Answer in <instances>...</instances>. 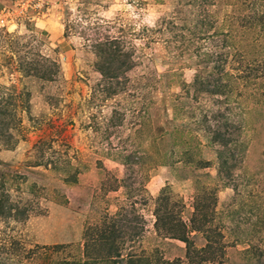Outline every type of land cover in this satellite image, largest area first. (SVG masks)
I'll return each instance as SVG.
<instances>
[{
	"label": "rangeland",
	"instance_id": "374dc122",
	"mask_svg": "<svg viewBox=\"0 0 264 264\" xmlns=\"http://www.w3.org/2000/svg\"><path fill=\"white\" fill-rule=\"evenodd\" d=\"M1 13L0 264H264V0Z\"/></svg>",
	"mask_w": 264,
	"mask_h": 264
},
{
	"label": "built area",
	"instance_id": "2783aa9c",
	"mask_svg": "<svg viewBox=\"0 0 264 264\" xmlns=\"http://www.w3.org/2000/svg\"><path fill=\"white\" fill-rule=\"evenodd\" d=\"M5 9V8H4ZM12 12H9V13H7V14H11ZM3 15H5V14H3V13H1L0 14V23L1 24H4L6 21H7V19H9L10 18V16L11 15H8L7 17H5V16H3ZM13 15V14H12ZM13 18H14V16H13Z\"/></svg>",
	"mask_w": 264,
	"mask_h": 264
},
{
	"label": "trees",
	"instance_id": "16d2710c",
	"mask_svg": "<svg viewBox=\"0 0 264 264\" xmlns=\"http://www.w3.org/2000/svg\"><path fill=\"white\" fill-rule=\"evenodd\" d=\"M133 261V260H132Z\"/></svg>",
	"mask_w": 264,
	"mask_h": 264
}]
</instances>
